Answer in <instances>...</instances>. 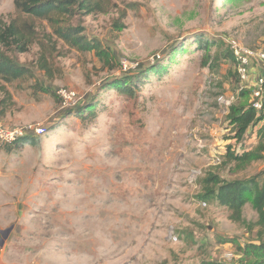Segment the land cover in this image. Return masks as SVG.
I'll return each mask as SVG.
<instances>
[{
	"label": "rangeland",
	"instance_id": "rangeland-1",
	"mask_svg": "<svg viewBox=\"0 0 264 264\" xmlns=\"http://www.w3.org/2000/svg\"><path fill=\"white\" fill-rule=\"evenodd\" d=\"M14 1L0 0V18L17 16ZM88 1L72 17L26 18L37 31L27 52L0 46L25 72L0 76V122L47 131L11 151L0 145V264L264 257L246 253L264 243L252 204L235 219L204 188L208 174L231 181L264 173V160L238 166L228 157L252 143L249 133L236 138L230 110L253 97L239 90L227 55L230 39L264 51V0ZM62 26L82 27L101 41L99 52L62 39ZM118 78L129 80V93L108 86ZM60 88L76 91V104L65 105Z\"/></svg>",
	"mask_w": 264,
	"mask_h": 264
},
{
	"label": "trees",
	"instance_id": "trees-1",
	"mask_svg": "<svg viewBox=\"0 0 264 264\" xmlns=\"http://www.w3.org/2000/svg\"><path fill=\"white\" fill-rule=\"evenodd\" d=\"M88 0H15L14 6L17 16L4 20L0 18V46L11 51L24 53L37 41V31L32 23L26 22V18L32 20L48 19L53 13L75 16L78 9L88 7ZM83 28L60 27L57 29L59 36L67 42L85 50L98 51L101 41L97 38L88 40L82 34ZM209 47L208 41L204 46ZM234 60L232 51L227 54ZM113 57H116L113 55ZM39 67L47 69V61L40 58ZM23 66L14 60L2 55L0 52V76L7 79H14L22 76L25 72ZM141 71V69L139 70ZM129 80L116 79L108 83L109 87H115L119 91L129 93ZM81 111V110H80ZM79 111V112H80ZM232 123L236 124V138L242 140L252 126H259L257 129V141L250 150L241 154L235 152L228 154L231 160L236 161L238 166H245L254 161L264 160V105L256 109L252 104L247 106H232L230 110ZM34 135H26L18 138L6 146L8 151L21 147L33 141ZM206 197L209 200H217L220 204L227 206L233 211L235 219H241L243 207L250 202L253 209L258 213L259 224L264 225V173L256 174L246 179L224 180L215 174H208L204 180ZM261 249L264 252V243H253L247 250ZM203 264H221L213 261H205ZM253 264H264V257L257 259Z\"/></svg>",
	"mask_w": 264,
	"mask_h": 264
},
{
	"label": "built area",
	"instance_id": "built-area-1",
	"mask_svg": "<svg viewBox=\"0 0 264 264\" xmlns=\"http://www.w3.org/2000/svg\"><path fill=\"white\" fill-rule=\"evenodd\" d=\"M227 41L234 56L235 70L239 78V90L250 88L253 97L251 104L256 109H261L264 105V51L244 46L235 39ZM124 68H127V64H124ZM57 93L65 105L76 104L78 99L76 91L60 88ZM220 102L224 104L229 103L223 98L220 99ZM46 132L45 126L41 124L31 123L7 127L0 122V145L12 143L18 138L26 135L41 136L46 134ZM242 147L243 143L238 144L234 152L236 154H241L244 152ZM172 236L174 239L177 238L173 235V232ZM236 256L238 255L235 253H225L223 255V257L227 259V264H237L235 262Z\"/></svg>",
	"mask_w": 264,
	"mask_h": 264
},
{
	"label": "crops",
	"instance_id": "crops-1",
	"mask_svg": "<svg viewBox=\"0 0 264 264\" xmlns=\"http://www.w3.org/2000/svg\"><path fill=\"white\" fill-rule=\"evenodd\" d=\"M258 70V69H257ZM259 126H255V128H253V133H251V131L248 130L247 134L249 133L250 137H251V140H252V143H247L245 144L246 146V150H250L252 149V146H254L256 144V141H257V129H258ZM246 134V135H247ZM248 135V136H249ZM253 144V145H252Z\"/></svg>",
	"mask_w": 264,
	"mask_h": 264
}]
</instances>
